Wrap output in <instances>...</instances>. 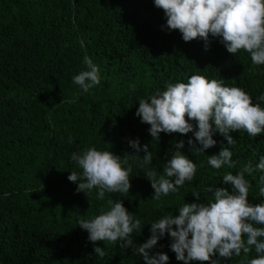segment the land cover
I'll list each match as a JSON object with an SVG mask.
<instances>
[{
	"label": "trees",
	"instance_id": "1",
	"mask_svg": "<svg viewBox=\"0 0 264 264\" xmlns=\"http://www.w3.org/2000/svg\"><path fill=\"white\" fill-rule=\"evenodd\" d=\"M165 25L154 0H0V264H145L132 248L121 252L118 243L99 242L106 255L98 257L78 220L107 210L108 200L123 201L141 220L134 243H143L150 223L178 215L185 202H197L193 193L200 202L212 200L206 188H231L222 183L226 173H238L249 160L255 166L264 156V132H233L235 145L225 146L233 152L235 167L214 169L207 155L218 154L221 142L227 143L216 133L217 144L206 153H192L185 143L184 153L197 166L195 176L158 201L151 199L154 190L139 156L129 158L128 194L106 193L101 201L95 190L89 200L76 192L77 185L68 180L71 171H80L71 160L73 152L95 146L123 156L134 152L128 141L138 138L141 146L149 144L151 167L162 174L173 141L194 138L192 133H161L160 141H153L150 125L135 115L138 100L166 90L169 81L187 82L194 74L223 79L264 107L257 100L264 94V65L253 64L246 51L229 53L215 38L210 37L208 50L201 39L185 42ZM85 56L101 77L88 93L72 79L86 69ZM261 175L259 170L245 174L250 203L264 202ZM170 243L166 236L153 251L166 252L169 264H183ZM256 256L253 248L220 264H246Z\"/></svg>",
	"mask_w": 264,
	"mask_h": 264
},
{
	"label": "clouds",
	"instance_id": "2",
	"mask_svg": "<svg viewBox=\"0 0 264 264\" xmlns=\"http://www.w3.org/2000/svg\"><path fill=\"white\" fill-rule=\"evenodd\" d=\"M154 6L164 12L166 25L162 27L169 32L178 30L185 42L201 39L208 50L210 37L215 38L229 53L246 51L253 64L264 65V0H154ZM84 64L86 69L72 79L88 93L100 84V69L88 56L84 57ZM165 88L140 98L135 115L141 123L150 125L148 131L153 141L159 142L161 133H192L194 138L173 141L162 174L151 167L153 153L149 144L141 146L138 138L128 141L134 152H125L123 156L95 146L73 152L71 160L80 171H71L68 180L77 185V193H84L89 200L95 190V198L101 201L106 193L128 194L132 187L129 158L139 156V166L154 190L151 199L158 201L177 192L195 176L197 166L184 153L185 143L192 153H206L216 146L213 136L219 133L227 143L221 142L218 154L207 155V163L214 169L225 165L233 168V152L225 146L236 143L231 133L243 130L257 136L264 132V107L259 102L253 104L242 88L226 86L223 79L209 80L194 74L187 82L169 81ZM257 100L264 101V94ZM141 152L145 154L141 156ZM256 170L264 172V156L255 166L249 160L238 173H226L222 183L231 188H206V192L212 193V200L200 202L201 196L193 193L197 202H185L178 208V215H164L150 223V236L140 244L134 243L133 233L141 231V220L120 200H108L107 210L101 209L91 219L80 218L78 227L88 233L94 253L100 258L106 252L99 242L118 243L121 252L132 248L145 264H169L166 252L153 251L167 236L171 251L183 264H220L221 259L228 260L242 252L247 256L253 248L257 256L246 264H264V202H249L251 185L245 178V174ZM259 179V196L264 197V175Z\"/></svg>",
	"mask_w": 264,
	"mask_h": 264
}]
</instances>
